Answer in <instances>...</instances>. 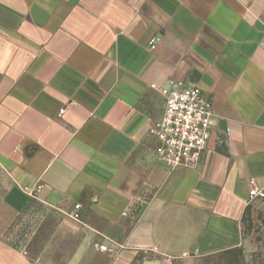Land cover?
Wrapping results in <instances>:
<instances>
[{
    "label": "crops",
    "instance_id": "obj_1",
    "mask_svg": "<svg viewBox=\"0 0 264 264\" xmlns=\"http://www.w3.org/2000/svg\"><path fill=\"white\" fill-rule=\"evenodd\" d=\"M179 81L214 115L199 165L172 170L150 134L165 108L152 85ZM251 177L264 187V0H0V264L254 252Z\"/></svg>",
    "mask_w": 264,
    "mask_h": 264
},
{
    "label": "built area",
    "instance_id": "obj_2",
    "mask_svg": "<svg viewBox=\"0 0 264 264\" xmlns=\"http://www.w3.org/2000/svg\"><path fill=\"white\" fill-rule=\"evenodd\" d=\"M155 40H151V47H154ZM152 87L159 89L165 99L163 115L150 128V134L158 140L156 155L172 170L180 166L196 168L211 138L214 115L212 99L198 85L183 81L173 82L170 87ZM63 112L64 109L60 111L61 114ZM248 185V205L256 200H264V187H260L255 178L251 177ZM81 208V203L75 205L72 212L74 218L81 217ZM97 246L102 251L118 252L107 243Z\"/></svg>",
    "mask_w": 264,
    "mask_h": 264
},
{
    "label": "rangeland",
    "instance_id": "obj_3",
    "mask_svg": "<svg viewBox=\"0 0 264 264\" xmlns=\"http://www.w3.org/2000/svg\"><path fill=\"white\" fill-rule=\"evenodd\" d=\"M39 206H35V212L30 215V220L19 221L18 225L13 230V242L14 244L22 247L28 240L30 234L36 229L38 219L40 218ZM255 224L252 227L255 233H262L264 235V230H262L261 222H264L263 214L255 217ZM256 233V234H257ZM257 250L251 253L244 254L243 252L226 254L222 259L218 260H191L189 258L176 259L173 264H264V243L257 246Z\"/></svg>",
    "mask_w": 264,
    "mask_h": 264
},
{
    "label": "water",
    "instance_id": "obj_4",
    "mask_svg": "<svg viewBox=\"0 0 264 264\" xmlns=\"http://www.w3.org/2000/svg\"><path fill=\"white\" fill-rule=\"evenodd\" d=\"M245 247H246V248L250 247V241L247 240V241L245 242ZM246 252H250V250L247 249Z\"/></svg>",
    "mask_w": 264,
    "mask_h": 264
},
{
    "label": "trees",
    "instance_id": "obj_5",
    "mask_svg": "<svg viewBox=\"0 0 264 264\" xmlns=\"http://www.w3.org/2000/svg\"><path fill=\"white\" fill-rule=\"evenodd\" d=\"M252 226H253V223H252V222H251V220H250V223H249V226H248V227H249V229H251V228H252ZM240 251L242 252V250H239V251H237V252H240ZM237 252H235V253H237Z\"/></svg>",
    "mask_w": 264,
    "mask_h": 264
}]
</instances>
